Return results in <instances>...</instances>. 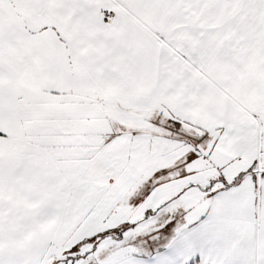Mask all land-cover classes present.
Here are the masks:
<instances>
[{"label": "snow or ice", "instance_id": "1", "mask_svg": "<svg viewBox=\"0 0 264 264\" xmlns=\"http://www.w3.org/2000/svg\"><path fill=\"white\" fill-rule=\"evenodd\" d=\"M0 264H264V0H0Z\"/></svg>", "mask_w": 264, "mask_h": 264}]
</instances>
